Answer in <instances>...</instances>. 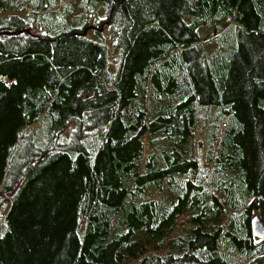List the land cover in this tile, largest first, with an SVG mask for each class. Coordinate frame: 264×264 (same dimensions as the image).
Listing matches in <instances>:
<instances>
[{"label": "trees", "instance_id": "obj_1", "mask_svg": "<svg viewBox=\"0 0 264 264\" xmlns=\"http://www.w3.org/2000/svg\"><path fill=\"white\" fill-rule=\"evenodd\" d=\"M16 1L0 0V264H264V0H93L102 16L52 34ZM21 208L65 211L61 239L35 253Z\"/></svg>", "mask_w": 264, "mask_h": 264}, {"label": "rangeland", "instance_id": "obj_2", "mask_svg": "<svg viewBox=\"0 0 264 264\" xmlns=\"http://www.w3.org/2000/svg\"><path fill=\"white\" fill-rule=\"evenodd\" d=\"M93 0H47V9H39L37 0H17L14 2L16 7L7 5L4 7L6 11L23 15L29 11L36 13L38 23H42L49 29V33H54L56 27L61 28L62 24L69 27H80L83 24L84 18L88 9L96 10L99 16H102L101 4L92 2ZM6 12L0 13V25L3 24V19ZM47 23V24H46ZM48 24H53L48 27ZM93 32L89 31L88 35L93 37ZM15 83V78L11 79ZM8 213V209L4 211V215ZM65 211L49 210L43 215H35L29 208H21L18 213L19 219H25V224L18 226V231L21 233L24 240H27L32 250L39 254L41 251L55 241H59L65 230ZM5 217L0 215V234L7 233L3 223ZM22 239V240H23ZM10 241L9 258L14 263L24 262L25 245L24 241Z\"/></svg>", "mask_w": 264, "mask_h": 264}, {"label": "water", "instance_id": "obj_3", "mask_svg": "<svg viewBox=\"0 0 264 264\" xmlns=\"http://www.w3.org/2000/svg\"><path fill=\"white\" fill-rule=\"evenodd\" d=\"M97 29L96 26L90 25L85 28L82 35H86L88 30ZM3 34H9V32H3ZM251 234L253 237L264 242V224L261 222L258 216H254L251 220Z\"/></svg>", "mask_w": 264, "mask_h": 264}]
</instances>
